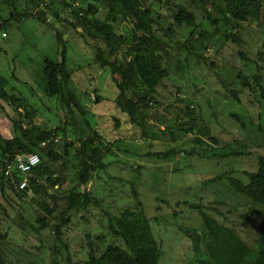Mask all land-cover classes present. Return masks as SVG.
<instances>
[{"label": "rangeland", "instance_id": "obj_1", "mask_svg": "<svg viewBox=\"0 0 264 264\" xmlns=\"http://www.w3.org/2000/svg\"><path fill=\"white\" fill-rule=\"evenodd\" d=\"M8 1L20 9L25 6V0ZM65 1L73 0H53L51 8H32L29 5L33 11L43 13L45 21L25 17L13 23L8 30H0V75L6 81V90L18 98L23 97L26 103V107H22L0 97V133L4 138L18 135L14 124L17 120L30 128V124L25 123L26 112L40 128H63L64 133L55 136L60 151L68 153L63 173L71 185L75 183L78 163L73 154L80 139L96 129L101 134L97 144L109 148L104 157L107 167L95 174L82 189L101 196L102 209L89 207L83 211H72L70 225L64 228L61 240H55L50 227H40L36 222L40 207L31 200V191L20 199L15 192L5 189V196H0V232L6 234L3 245L5 264H48L51 258L59 264H69L67 256L72 261L82 259L88 241H95L98 235L107 241L119 242L107 232L106 213L113 215L134 204L132 186L143 202L153 235L161 247L160 264H182L191 257V243L185 229L201 224L200 214L190 206L192 203L214 205V202L222 200L237 204L238 208L230 204H217L216 207L225 212L226 221L240 227L241 214L245 212V208L240 206L243 195L232 189L228 177L247 182L248 177L243 172L254 170L258 156L264 154V131L250 124L249 119L251 117L256 122L261 107L251 92L242 94L239 101L232 96L228 99L221 90L220 80L234 86V74L243 66L238 51L253 58L257 45L241 47L229 43L218 53L209 51L210 58L215 61L214 69L209 70L201 58L189 56L184 59L185 54L177 51L179 44L188 37L190 28L185 24L173 25L175 34L170 35L171 38L166 36L168 34L164 36L170 52L166 59L170 76L158 88V102L146 112V126L141 128L132 124L127 114L118 108L115 102L118 89L113 76L109 68L101 67L95 61L93 45L103 46V42L93 37L92 28L86 21L75 18ZM89 1L98 5L96 16L101 17L104 13L102 3ZM74 2L81 8L78 10L87 8V2ZM177 2H187L197 14V20L201 21V10L193 0H171V4ZM146 3L161 12L162 25L168 26L172 18L169 5L156 0H147ZM11 9V5L0 1V16L8 17ZM117 28L119 33H125L129 24L120 20ZM58 35L66 41V63L71 74L69 88L88 109L87 121L79 112L74 113L73 121L59 99L47 96L39 86L38 75L43 59H61ZM119 49L121 52L125 48L121 46ZM187 104L192 109L191 115L196 118L193 120L196 127L185 133L176 127L179 120L192 121L186 112ZM233 114L243 117L249 125L241 129L243 127L232 117ZM204 127L219 139L216 145L244 142L250 153L232 156L220 149H210L208 143L213 147L216 145L208 135H203L201 130ZM197 136L204 144L196 143ZM193 147L198 150L196 153H190ZM165 150L174 151L173 157L158 159L146 155ZM218 175L222 177L207 180ZM47 191L50 195L38 196L37 200L53 206L54 216H57L63 205V189L49 187ZM157 199L168 200L167 207ZM158 204L161 208L156 210ZM173 208L178 211L176 218ZM50 219L57 222V218ZM245 223V236L249 239L263 225V217L259 215Z\"/></svg>", "mask_w": 264, "mask_h": 264}, {"label": "trees", "instance_id": "obj_2", "mask_svg": "<svg viewBox=\"0 0 264 264\" xmlns=\"http://www.w3.org/2000/svg\"><path fill=\"white\" fill-rule=\"evenodd\" d=\"M0 1L8 3L12 8L8 17L0 16V30H8L13 23H18L25 17H35L45 21L43 13L32 9L38 8L42 0H25V6L21 9L8 0ZM99 1L104 9L101 17L96 16L99 12L98 5L92 4L89 0H81L82 3L87 2V8L84 10H78L81 8L74 0L65 3L72 10L75 18L89 24L93 37L103 42V46L93 45L95 61L101 67L109 68L118 89L115 102L118 108L127 114L132 124L141 128L146 126V112L156 105L158 88L170 76V66L166 62L170 52L165 45V37L171 38L170 35L175 34L173 25L185 24L190 31L188 37L177 47V51L185 54L184 59L189 56L201 58L209 70L214 69L215 66V61L209 54L218 53L225 44H236L241 47H246L247 44L254 47L257 45L256 55L253 58L247 57L241 50L238 51L243 66L234 74V86L231 82L229 84L218 78L221 79V90L228 99L232 96L239 101L240 97L242 99V94L247 92L254 94L261 112L258 111L256 122L249 117L250 124L253 123V126L256 125L259 130L264 131V0H199L198 2L193 0L195 6L201 10V21L197 20V14L187 2L171 4V0H156L170 7L172 18L168 26L162 25L163 15L152 4H147V0ZM53 3L51 0L46 8H51ZM29 5L32 8H29ZM120 20L129 24L125 33L117 31ZM58 42L61 45L59 49L61 59L53 60L49 57L43 59L38 75L39 86L47 96H56L59 99L68 117L73 119L74 113L79 112L87 121L88 109L69 88L71 74L66 63V41L58 35ZM121 46L125 49L119 52ZM118 53H121L119 57ZM0 97L10 104L26 107L23 97L18 98L6 90V81L1 75ZM186 110L192 121L179 120L176 128L188 133L195 130L196 118L191 115L192 109L189 104L186 105ZM26 115L25 123L30 124V128L25 127L24 122L17 120L14 124L19 132L18 135L4 138L0 133V168L18 153L37 152L40 162L27 174L28 187L23 190L16 189L9 178L0 174V196H5V189H10L22 199L31 191V200L36 201L40 207L36 222L40 227H50L54 239L61 240L64 228H67L72 221V211H83L89 207L102 209V197L83 190L82 186L87 185L95 174L106 169L107 163L104 157L109 148L104 144L101 147L97 144L101 134L94 128L90 134L82 137L73 154L78 163L75 183L70 185L63 173L68 153L66 150L65 153L60 151L57 141H47L56 137L55 135L64 133V129L40 128L33 123L28 112ZM232 117L240 127H243L241 129L249 125L244 122L243 117L236 114ZM201 132L203 135H208L215 145L219 142L218 138L210 134L208 127H204ZM195 140L197 144H204L200 136ZM43 141H47L46 144L40 145ZM207 146L210 149L223 150L226 155L232 156L250 153L247 149L248 145L239 141L227 145L218 144L216 147L208 143ZM194 149L191 148L190 153L198 151ZM146 155L167 159L173 157L174 151H155ZM243 173L248 177L247 182L237 177H228L232 189L243 195L240 206L245 208V212L241 214L240 227L226 221L225 212L216 207L217 204L221 206L230 202L221 200L220 203L214 202V205L192 203L190 206L198 210L201 224L196 228L185 229V234L191 243V257L182 264H264V154L258 156L257 167L254 170ZM13 177L17 179L21 176L14 172ZM219 177L222 176H214L207 180L211 181ZM49 187L63 189V205L57 216H54L53 206L37 200L38 196L50 195L47 191ZM131 193L135 200L131 207L123 208L113 215L106 213L107 232L109 236L118 238L119 242L107 241L98 235L95 241H88L82 259L72 261L70 256H67L69 264H160L161 247L153 235L143 202L133 186ZM157 200L165 206L168 205V200ZM230 205L238 208L237 204ZM0 208H2L1 201ZM160 208L159 204L155 207L156 210ZM177 215L178 211L173 208L174 218ZM259 215L263 217V225L247 239L245 222ZM51 217L57 218V222H51ZM5 241L6 234L0 232V264H5L3 258ZM64 245L67 248V244ZM48 264H59V262L51 258Z\"/></svg>", "mask_w": 264, "mask_h": 264}, {"label": "built area", "instance_id": "obj_3", "mask_svg": "<svg viewBox=\"0 0 264 264\" xmlns=\"http://www.w3.org/2000/svg\"><path fill=\"white\" fill-rule=\"evenodd\" d=\"M51 0H42L39 7H45ZM2 35H5L3 32ZM49 140L57 141V137H52ZM47 141H43L40 145H45ZM40 162V157L37 152L18 153L10 161L0 168V174L5 178H9L14 187L18 190H23L28 187L27 174ZM16 172L21 177L15 179L13 173Z\"/></svg>", "mask_w": 264, "mask_h": 264}]
</instances>
